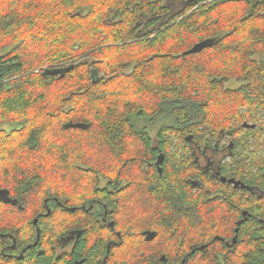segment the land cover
I'll return each instance as SVG.
<instances>
[{
    "label": "trees",
    "instance_id": "1",
    "mask_svg": "<svg viewBox=\"0 0 264 264\" xmlns=\"http://www.w3.org/2000/svg\"><path fill=\"white\" fill-rule=\"evenodd\" d=\"M263 114L264 0H0V264L65 262L72 225L100 229L76 216L105 213L118 244L75 257L264 264ZM188 138L232 140L249 193L193 194Z\"/></svg>",
    "mask_w": 264,
    "mask_h": 264
},
{
    "label": "flooded vegetation",
    "instance_id": "2",
    "mask_svg": "<svg viewBox=\"0 0 264 264\" xmlns=\"http://www.w3.org/2000/svg\"><path fill=\"white\" fill-rule=\"evenodd\" d=\"M188 141V145L192 148L190 154L191 156H193V162L195 164V168L198 171L195 174V179H193L191 181L192 183L190 184V188L192 189L193 194H195L196 196H201L203 194L201 187L203 186V180L205 179L209 181L211 180L214 185H217L216 187L218 188V191H222V183H226L231 184L233 187H235V189H241L242 191H244V193H249L246 181L230 177V175L226 172L228 170L227 164L231 163L234 153L232 140L227 141L224 138L221 142L214 143L213 146L216 148V150L211 148V146L204 141H197L194 138H188ZM163 160V156L160 155L158 158V162H162ZM156 169L159 171V175L163 174V168L160 165L157 166ZM201 171L204 173V177H201V175L199 174V172ZM245 175H247V172ZM226 188L228 190V187ZM216 195L220 194L217 193ZM0 199V201L3 202L16 204V201L11 198ZM76 218H91L97 222V226L100 227V229H86L84 231L78 228L77 225H72L71 228H69L60 237L59 243L52 247L55 259H65L66 261L53 262L52 264H106L104 260L100 261L98 260V257L95 258L94 256L84 255L83 257L77 258L75 257V251L79 247V245L83 243V241L87 243L88 248L93 247L97 243H103L106 239L110 244H118L117 238H121V233L119 231H115L114 229L103 230L105 224L109 225L110 222H112L111 219H108L107 213H105L104 215H80L76 216ZM109 227L111 226L109 225ZM86 234L87 237H84L86 236ZM144 234L147 239L146 232H144ZM2 236H9L11 239H13V244L11 246H4L3 250H8L9 247L11 249H14L16 245V239L13 238V235L8 234L6 236L2 234ZM30 247V245L27 246V248ZM108 248H110V245H108ZM25 250L26 248L22 249L21 253H7L6 255L22 259L23 252H25ZM35 254L36 256H40V250L37 249ZM6 264H36V262H9Z\"/></svg>",
    "mask_w": 264,
    "mask_h": 264
},
{
    "label": "water",
    "instance_id": "3",
    "mask_svg": "<svg viewBox=\"0 0 264 264\" xmlns=\"http://www.w3.org/2000/svg\"><path fill=\"white\" fill-rule=\"evenodd\" d=\"M206 46H208V45L205 44V43L198 44L193 49L187 51L185 54H191V53H194V52H198V51H200L201 49H203ZM72 210L75 211V208H72ZM49 213H50V210L48 211V214ZM246 215H247V212H244V216H246ZM242 221H244V220H242ZM34 222H35V224H37L38 219L36 218ZM240 223H241V221L239 222V224ZM109 225L111 226V228H114V222H110ZM236 232H238V229H236ZM146 234H147V239H151V238L154 237V233L153 232L148 231V232H146ZM235 243H236V236L233 239V244L232 245H234ZM202 248L204 249L205 246H202Z\"/></svg>",
    "mask_w": 264,
    "mask_h": 264
},
{
    "label": "rangeland",
    "instance_id": "4",
    "mask_svg": "<svg viewBox=\"0 0 264 264\" xmlns=\"http://www.w3.org/2000/svg\"><path fill=\"white\" fill-rule=\"evenodd\" d=\"M229 87H233V86H235V82H233V83H230V85H228ZM263 116H264V114H263ZM156 134V131H153V136ZM252 142H253V144H255L256 143V141L255 140H252ZM229 144V143H228Z\"/></svg>",
    "mask_w": 264,
    "mask_h": 264
}]
</instances>
